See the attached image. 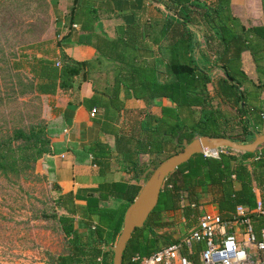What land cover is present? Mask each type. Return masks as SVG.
Instances as JSON below:
<instances>
[{"label": "trees", "instance_id": "trees-1", "mask_svg": "<svg viewBox=\"0 0 264 264\" xmlns=\"http://www.w3.org/2000/svg\"><path fill=\"white\" fill-rule=\"evenodd\" d=\"M113 1L71 0L62 29L51 34L48 0H0V182L11 188L35 180L54 184L52 177L37 174L36 165L62 150L54 140L64 121L54 109L53 118L43 115L42 98L71 90L80 77L93 92L81 105L95 110V122L113 133L114 149L136 179L180 152L185 140L248 144L261 133L264 26L244 25L230 0H128L135 3L127 13L115 12ZM76 28L77 43L95 50L90 60L75 61L61 50ZM201 46L211 62L198 58ZM245 52L253 78L243 70ZM163 99L175 108L162 106ZM136 101L146 107H129ZM152 107L160 108V114H153ZM69 148L76 154L73 145ZM84 152L94 163L111 155L101 142ZM145 155L153 159L142 162ZM256 190H264V145L254 153L227 148L218 159L194 155L166 178L157 206L132 234L123 264H141L181 242L212 204L225 226L243 207L259 239L264 218L254 212ZM136 197H118L125 202L117 221L115 211L101 207L104 197H89L82 209L71 193L55 187L50 207L36 216L51 222L61 238V251L49 264H111L113 252L107 248L115 245L123 215ZM77 217L86 232L75 229ZM195 244L182 248L181 255L199 263L204 245Z\"/></svg>", "mask_w": 264, "mask_h": 264}, {"label": "crops", "instance_id": "crops-1", "mask_svg": "<svg viewBox=\"0 0 264 264\" xmlns=\"http://www.w3.org/2000/svg\"><path fill=\"white\" fill-rule=\"evenodd\" d=\"M48 1L51 5L53 22L50 33L53 34L55 29H62L71 0ZM133 3H135V1L115 0L113 1V6L115 12L127 13ZM230 5L233 9L234 16L244 25L264 26L262 0H230ZM120 10H122V12ZM108 33H110L111 36L114 35L113 30L108 31ZM77 40L78 28L73 31L71 41L61 46L63 53L75 61L92 59L95 55V50L89 45L78 44ZM202 53L207 55L206 60L201 58L200 54ZM197 54L198 58L205 62H211L213 59L204 46L198 49ZM242 65L246 74L253 78L254 66L248 52L242 55ZM160 81L163 82L164 78L161 79L160 77ZM92 95L91 84L83 82L80 77L74 80L71 90L59 91L55 96L51 97L55 100V108H57L58 113L62 116L64 121L63 132L54 140L55 143L62 146V150L53 156H48L40 160L36 165V171L40 170L41 175L52 177L55 187L58 188L62 194L71 193L74 196V204L79 208L84 209L87 206L89 197H104L105 199L101 207L115 211L116 214H118V221V216L121 219L120 212H122L125 202L118 197L135 196L136 193L138 196L145 184V179H143V176L139 179L133 178L132 175L128 173L127 168L122 164V161L114 149L115 136L113 133L105 132L101 129V126L91 118L90 112L81 105L84 99H89ZM128 105L129 107L135 108L146 107L142 101L130 102ZM161 105L168 108H175V104L169 99H163ZM150 111L156 115L160 114V108L157 107L150 108ZM260 134H264V123L259 135ZM100 142L105 143L109 147L111 155L108 159L94 163L92 157L86 156L84 151L89 148L91 144ZM69 145H73L76 148V154L70 150ZM152 159L153 156L145 155L142 157L141 161L149 163ZM255 195L257 199H261L260 191L256 190ZM204 214L211 216L218 215L219 210L217 205L212 204L205 206L203 208V215ZM123 218L119 234L115 239V244L123 227ZM236 221L237 219L235 218V220L227 224V226H224L222 230L223 233L238 234L242 230V227ZM84 226L83 219L77 217L75 229L79 230V228L82 227L79 231L86 232ZM113 236V232H111L109 234L111 242ZM110 262L112 264V258ZM59 263L62 264L63 262L60 261ZM64 263L67 264V261L64 260Z\"/></svg>", "mask_w": 264, "mask_h": 264}, {"label": "rangeland", "instance_id": "rangeland-1", "mask_svg": "<svg viewBox=\"0 0 264 264\" xmlns=\"http://www.w3.org/2000/svg\"><path fill=\"white\" fill-rule=\"evenodd\" d=\"M200 55L207 59L205 53ZM42 103L43 115L53 118L55 100L42 98ZM54 197L55 185L49 181L21 182L19 188L0 182V264H49L57 256L60 235L51 230V222L36 217Z\"/></svg>", "mask_w": 264, "mask_h": 264}, {"label": "built area", "instance_id": "built-area-1", "mask_svg": "<svg viewBox=\"0 0 264 264\" xmlns=\"http://www.w3.org/2000/svg\"><path fill=\"white\" fill-rule=\"evenodd\" d=\"M90 116L95 117V110L90 112ZM223 154H227L225 147L202 150V155L209 159H218ZM260 193L264 195V190ZM254 212L264 218L260 199ZM235 218L242 230L238 234H227L222 231L225 224L219 214H204L197 228L191 230L181 242L144 258L141 264H264V229L257 239L243 207L236 209ZM200 242L203 243L204 249L200 252L199 263H193L181 255L182 248L189 250L195 243ZM229 242L233 245L231 249L228 247Z\"/></svg>", "mask_w": 264, "mask_h": 264}, {"label": "water", "instance_id": "water-1", "mask_svg": "<svg viewBox=\"0 0 264 264\" xmlns=\"http://www.w3.org/2000/svg\"><path fill=\"white\" fill-rule=\"evenodd\" d=\"M262 145H264V134L256 135L254 140L248 144H237L225 139L210 140L206 137L195 139L190 143L185 140L180 152L170 156L156 168L147 170L143 175L144 186L125 211L123 227L116 244L107 248L113 252L112 264H123V255L132 234L136 229L144 226L158 204L166 178L179 166L188 162L194 155L201 154L203 149L225 147L238 152L254 153Z\"/></svg>", "mask_w": 264, "mask_h": 264}, {"label": "clouds", "instance_id": "clouds-1", "mask_svg": "<svg viewBox=\"0 0 264 264\" xmlns=\"http://www.w3.org/2000/svg\"><path fill=\"white\" fill-rule=\"evenodd\" d=\"M228 247H229V249H231L233 247L231 242H229Z\"/></svg>", "mask_w": 264, "mask_h": 264}]
</instances>
